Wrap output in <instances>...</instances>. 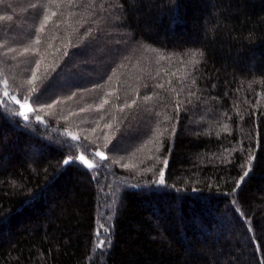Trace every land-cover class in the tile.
<instances>
[{
  "label": "trees",
  "instance_id": "1",
  "mask_svg": "<svg viewBox=\"0 0 264 264\" xmlns=\"http://www.w3.org/2000/svg\"><path fill=\"white\" fill-rule=\"evenodd\" d=\"M0 264H264V0H0Z\"/></svg>",
  "mask_w": 264,
  "mask_h": 264
},
{
  "label": "rangeland",
  "instance_id": "2",
  "mask_svg": "<svg viewBox=\"0 0 264 264\" xmlns=\"http://www.w3.org/2000/svg\"><path fill=\"white\" fill-rule=\"evenodd\" d=\"M5 93H7V91L4 92V95H5ZM5 96H7V95H5ZM8 98H10L12 103H14V104H16L18 106V109H19L20 113H24L23 116L21 115L22 118L27 119L29 117L31 111H32V108L29 105V103L27 101H18V99L14 98V97H8ZM97 157L93 156V158H90V160L88 158L84 157V159L87 160L89 164H93L94 167H96L98 165L97 159H100L101 156H97ZM79 160H80V158H79ZM80 162H82L86 167H88V165L85 164L82 160H80ZM161 179H163V177L160 176V178L158 180L159 184H162V183H160ZM103 196H104L103 198L106 199L107 196L108 197H112L113 195H112V192L110 191L108 193V195H106V193H105ZM106 221H109V216L105 214V210H103V211L100 210L99 217H98V222H97V227H96V233L99 231L101 233V235H100V237H97V235H96L97 244L99 243L100 239H104L105 236L108 234L109 223H108V226H106V223H107ZM102 224L104 225L103 228L101 227Z\"/></svg>",
  "mask_w": 264,
  "mask_h": 264
},
{
  "label": "snow or ice",
  "instance_id": "3",
  "mask_svg": "<svg viewBox=\"0 0 264 264\" xmlns=\"http://www.w3.org/2000/svg\"><path fill=\"white\" fill-rule=\"evenodd\" d=\"M6 83V82H5ZM5 95H7V93H5ZM20 115H24V113H20ZM73 139H76V137H73ZM97 156H101V158L103 159V156L101 153H96ZM80 160H82L85 164L88 165L89 168L94 167L93 164H89L87 160L84 159L83 156L80 157ZM75 161L73 160H65L64 163L65 164H69V163H74ZM165 164H167V161H165ZM247 175V174H246ZM161 177H163V172H161ZM160 183H163V179H161ZM101 227L103 228L104 225L102 224ZM97 237H100L101 233L98 231L96 233ZM110 241H108L107 239H100L99 243L96 245L97 249H103Z\"/></svg>",
  "mask_w": 264,
  "mask_h": 264
},
{
  "label": "water",
  "instance_id": "4",
  "mask_svg": "<svg viewBox=\"0 0 264 264\" xmlns=\"http://www.w3.org/2000/svg\"><path fill=\"white\" fill-rule=\"evenodd\" d=\"M25 122H28V120H27V119H25Z\"/></svg>",
  "mask_w": 264,
  "mask_h": 264
}]
</instances>
